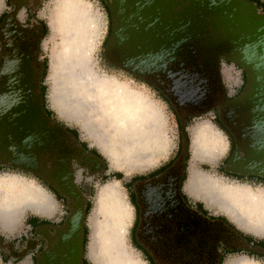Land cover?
<instances>
[{"label": "water", "instance_id": "95a60500", "mask_svg": "<svg viewBox=\"0 0 264 264\" xmlns=\"http://www.w3.org/2000/svg\"><path fill=\"white\" fill-rule=\"evenodd\" d=\"M178 1L114 0L116 19L105 55L123 70L161 86L176 110L180 106L187 111L186 118L221 104V119L239 146L228 160V169L264 177V17L255 19L228 5L229 1L251 5L248 0ZM16 34L21 35V29L7 14L0 23V162L40 172L38 158L48 156L58 166L50 173L53 178L71 177L72 155L91 169L103 165L101 159L77 149L63 126L45 117L36 85L39 65L32 56L38 39L19 38L17 51ZM220 56L248 73L242 94L229 101L221 83ZM173 169L181 173L183 162ZM66 186L75 194L73 211L55 242L79 255L84 215L71 179ZM216 222L240 237L224 221ZM75 258H66V263L78 264L80 259ZM39 262L51 264L49 257ZM54 264L64 263L57 259Z\"/></svg>", "mask_w": 264, "mask_h": 264}, {"label": "rangeland", "instance_id": "374dc122", "mask_svg": "<svg viewBox=\"0 0 264 264\" xmlns=\"http://www.w3.org/2000/svg\"><path fill=\"white\" fill-rule=\"evenodd\" d=\"M259 1L264 4V0ZM28 2L31 4V11L27 10L26 4ZM15 3L19 6L16 7ZM228 5L236 11L240 10L241 13H250L251 17L255 19L264 17L262 9L260 7L257 8L253 3L248 6H240L236 2L229 1ZM82 6L87 9L86 11L89 17L92 15L90 17L91 21L94 20L91 26L93 31L91 33V50L88 58V65L93 68L98 75H105L112 78L123 83L130 90L143 95L155 110V117L157 119L153 132H155V139L157 140V137L159 139L157 141L155 140L157 142L156 146L142 154L144 157L143 161L134 162L135 158L132 156L129 157L127 152V154L120 152L121 155L119 158L114 157L115 159H112V155L108 153V146L113 148L114 144H116V146L118 145L115 142L119 141L115 140L113 135H110L112 132H107V130L103 131L102 128L91 131L92 129L90 130L89 127H85L83 122L84 118L82 116L78 118L70 116L69 113L61 110V106L57 102L52 101L51 95H53L54 87L49 79V74L51 72L50 62L52 57L60 52L62 48V35L57 30H54L52 24L56 19V14L60 7V0H0V14L3 12H8V14L14 13L19 22L26 26H32L35 30L39 29L37 26L38 22L42 21L46 24V31L39 42L38 56L39 60L42 59L43 62H46V72L42 78V86L45 88V104L59 124L68 129L76 130L80 141L86 144L88 148L96 150L106 162V167L102 174H81V166L78 168L76 167L74 172L75 183L82 189L84 188L85 198L90 203L83 218V226L86 233L84 257L87 264H107V257L103 256L98 250L97 253H93V256H91L89 248L93 237V227L95 228L97 226V221H103L101 213V197H103V191L106 187L110 186L116 188L119 195L121 197L123 196L122 199L127 203L129 212V216L124 220V232L121 238L122 242L120 243L121 247L116 249H119L127 258L134 259L138 264H148L145 255L137 247L132 237L131 231L133 228L134 210L130 201L131 187L129 186V180L152 170H158L172 160L176 154L180 141L178 120L176 114L169 106V103L165 101L157 90L128 73L106 64L103 55L104 41L108 36L107 29L109 17L107 16L103 0H82ZM219 72L225 95L234 98L244 82L243 67L232 59L228 61L225 58H221L219 61ZM152 85L158 86L162 90L161 86L157 84ZM218 95L219 92L216 93V96ZM177 113L181 122L187 119V111L182 107L177 106ZM215 115L216 112L212 108H209L202 113L195 114V117L191 118L185 124L184 132L188 140V157L185 163V178L182 183L183 192L196 205L201 204L202 209L206 211L210 217H223L235 228V230H238V232L255 239H264V233L242 228L215 203L201 199L200 196L191 195L186 190L190 178L193 174L197 173H202L211 180H217L223 185L228 184L230 186L236 185L246 187L252 189L254 192L264 190V183L259 179L251 177L237 179L234 176L221 173L222 170H225V172L230 171L232 173L243 174L231 171L227 167L230 158L229 157L226 161L229 156L230 141L227 135L218 127ZM92 123H97V120ZM96 134H99V137L96 138ZM208 135L214 138L212 145H208L211 153L196 158L194 155L195 140L202 139L203 136ZM121 159L125 160L121 161ZM117 173L120 174L119 178L114 177V174ZM12 181H15L14 183L18 190H24L29 195L46 199L50 205V210L40 212L30 207L19 208V210H17L18 206L12 213L11 211L0 209V211H3V214L0 215V231L3 232L6 238L20 240V238L28 236L30 233V225L27 222V218L29 216H34L40 220H48L54 224L61 222L62 218L66 216L67 209L65 203L63 201H57L53 194L33 175L25 174L18 170L0 169V189H8L9 183ZM38 194H41L40 197ZM7 197H9L8 194L0 195V206H5ZM244 259L256 264H264L262 261H256L245 256L242 252L225 254L221 264H239L244 261ZM0 264H31V259L25 257L19 260H13L12 258L2 260L0 255Z\"/></svg>", "mask_w": 264, "mask_h": 264}, {"label": "bare ground", "instance_id": "6f19581e", "mask_svg": "<svg viewBox=\"0 0 264 264\" xmlns=\"http://www.w3.org/2000/svg\"><path fill=\"white\" fill-rule=\"evenodd\" d=\"M86 10L82 0H60L52 24L54 30L62 35V48L50 62L49 79L54 87L52 101L70 116H82L85 127L91 131L102 128L112 132L110 135L119 140L115 142L117 146H108L112 159L119 158L122 152L134 157V162L143 161L142 154L156 146L159 139H155L153 132L157 119L155 110L143 95L112 78L98 75L88 65L94 20L91 21L92 15L89 17ZM91 119L97 120V123L93 124ZM95 136L97 138L99 134ZM213 142L211 135L196 139L195 157L210 154L208 145ZM14 182L9 183L8 189H0L1 196L9 195L5 206L1 205L0 209L12 213L18 206L17 210L27 207L40 212L50 210L49 203L40 197L41 194H38L40 198L29 195L24 190H18ZM186 190L191 195L215 203L242 228L264 233V190L254 192L246 187L223 185L202 173L193 174ZM122 197L111 186L103 191V221H97V226L93 227L89 251L91 256L100 251L107 257V264H138L116 249L121 247L124 220L129 216L127 203ZM239 264L256 263L244 259Z\"/></svg>", "mask_w": 264, "mask_h": 264}, {"label": "flooded vegetation", "instance_id": "af4514ba", "mask_svg": "<svg viewBox=\"0 0 264 264\" xmlns=\"http://www.w3.org/2000/svg\"><path fill=\"white\" fill-rule=\"evenodd\" d=\"M113 2L114 0H107L109 11L112 8L111 6H113ZM26 5L27 10L31 11V4L28 2ZM17 6L19 5L16 4V7ZM11 15L14 17L17 25L21 29L22 36L16 34L14 36L16 41H13V43H15L16 45L15 49H17V51L19 49V46L17 45L19 38H26L32 41L38 39L36 50L32 49V56H34L35 63L39 65V77L37 79L36 85L39 92L41 93L39 86L42 85L44 66L43 60H39L38 56L39 42L41 37L43 36L42 27L38 22L37 26L39 29L35 30L32 26H26L19 22L15 17L16 14L11 13ZM108 22L109 25L107 33L110 35L114 26L113 16H109ZM2 46L3 43L2 40H0V54L2 51ZM106 59L110 64H113V66L118 67L120 70H123L108 57H106ZM219 94L221 97L222 92ZM234 98L225 95V101H229ZM42 106L45 117L57 122V120L47 108L45 101L43 102V99ZM217 106L218 108L216 109L218 110V112H220L221 104H218ZM216 109L214 111H216ZM215 120L216 123L221 124L223 128L219 126L218 127L222 132L225 133L224 128H228L221 119L220 114L218 115V117H216L215 115ZM69 133L71 134V137L75 142V147L77 149H81L85 153L92 154L101 159L103 161V165L99 166L98 168L96 167L94 169H91L90 166L80 164L79 156L72 155L70 157L69 169L71 177L65 178V176H61L63 178H53L50 173L52 171L58 170V166L57 164H55L54 158L48 156H42L38 158V167L40 169V172H31L19 167H14L4 162H0V165L3 164L13 168L11 170L17 169L25 174H33L35 178L53 194L54 198L57 201H63L65 203V207L67 209L66 216L62 218L61 222L55 224L50 222L49 225L51 230H48L46 235L43 236L44 244L42 248L35 254L33 264H39V260L41 257H49L51 260V264H54V261L57 259L59 261L62 260V263L64 264H69L66 263V261H68L66 258L79 257L80 262L78 264H87L84 257V247L78 255V253L74 251H67L65 245H58L55 241L57 232L64 227L67 217L73 211V198L75 197V194L69 192L66 186V182L71 179L77 193L80 196L81 209L83 215L85 216V203L87 200L84 195V188L82 189L75 183L74 172L76 170V167L78 168L81 166V174H102L104 173L106 162L104 161V158L102 159V157L98 156L97 154L85 149L80 139L78 137H74L70 131ZM231 141L232 143H236L234 137ZM181 145L182 146L180 153L177 156L175 154V156L172 158L173 162L168 164L165 168L154 173L155 170L157 171V169H155L148 173L139 175L140 177H138L137 179L129 180V186L131 187L130 201L134 210V221L131 231L133 240L137 247L145 255L148 264H221V259L225 249H229V247H237V249H248V245H251L252 243L248 242L246 240V237L244 235H240L236 230L235 231L241 238L235 236L225 226L216 222V220L221 219L217 217L211 218L207 213L202 212L201 208H199L194 202H192L183 192L182 179L185 167L181 173L173 169L177 166V163L183 162L184 165L185 153L183 142ZM238 148L239 146L232 150L230 157L233 154V151ZM239 155H244L242 150L239 151ZM171 170H174L173 173H169ZM167 175H169L170 179L165 178V176ZM261 177L264 178L263 176ZM252 249L254 250V252H260V249L258 247L253 246Z\"/></svg>", "mask_w": 264, "mask_h": 264}, {"label": "trees", "instance_id": "16d2710c", "mask_svg": "<svg viewBox=\"0 0 264 264\" xmlns=\"http://www.w3.org/2000/svg\"><path fill=\"white\" fill-rule=\"evenodd\" d=\"M180 1H182V0H179V1H178L179 4H180ZM248 1L252 2L257 8L260 7V8L262 9V12L264 13V4H262V2H260L259 0H248ZM103 2H104V7H105L106 12H107V16H108V17H109V16H113L114 23H115L116 14H115V12L113 11V6H111L112 8H111V10L109 11L108 6H107V0H103ZM174 8H177V6H175ZM7 13H8V12H3L2 14H0V23H1L2 19H3V17H4ZM124 13H125V14H128L127 10H125ZM39 25L42 27V31H43V34H44L45 31H46V24H45L44 22L41 21V22H39ZM112 31H113V30H112ZM111 33H112V32H111ZM111 33H110V35H111ZM110 35L108 34L106 40L104 41V55H103V56H104V59H105L106 64H108L109 66H112V67H114V68L119 69L118 67L113 66V64H110V63L107 61V59H106L105 48H106V45H107V43H108V40H109ZM221 58H225L226 60L231 61L230 58L223 57V56L219 58V61H220ZM43 66H44V68H43V75H44L45 72H46V62H43ZM119 70H120V69H119ZM122 71H123V70H122ZM124 72L128 73L129 75L133 76L134 78H136V79H138V80H141V81L147 83L148 85H150L151 87H153L155 90H157V91L160 93V95L165 99V101H166L167 103H169V106L172 108V110H173L174 113L176 114V117H177V120H178L179 130H180V134H179V136H180V141H179V143H178V147H177V150H176V156L180 153V151H181V146H182L181 144H182V142H183V144H184V150H185V154H184V167H185V163H186V160H187V157H188V140H187V137H186V133L184 132V127H185L186 122H188L191 118L195 117V114H193V116L191 115V117H188L187 119H185L184 122H181L180 118L178 117L177 110H176L175 107L173 106L172 102L169 100V98H168V97L162 92V90H161L158 86L152 85V84H150L149 82H147L146 80H144L143 78L138 77V76H135V75H133V74L127 72V71H124ZM243 79H244V82H243L241 88L239 89V91L237 92L235 98L238 97V96H240V95L242 94V92L244 91V89H245V87H246V85H247V83H248V73H247V71H246L245 69H243ZM39 88H40V91H41V93H42V99H43V102H44V101H45V93H44L45 88H44L42 85H40ZM217 105H218V104H217ZM217 105L214 106V107H212V109L215 110L216 108H218ZM215 112H216V117H218V115L220 114V112H218L217 109H216ZM50 113H51V112H50ZM51 114H52V113H51ZM217 124H218L219 127L223 128V127L221 126L220 123H217ZM60 125H61V124H60ZM61 126H63V125H61ZM63 127H64V126H63ZM64 128H65L67 131H70V132L73 134L74 137H78L76 130L68 129V128H66V127H64ZM224 130H225V134L227 135V137L229 138V140H230V142H231V146H230V149H229V156H228L227 159H226V161H227L228 158L230 157V154H231L232 150H233L234 148H237L238 146H237L236 143H232L231 140L233 139V136H232V134L230 133V131H229L228 129H226V128H224ZM82 145H83V147H84L85 149H87V150H89L90 152L95 153V154H97L98 156L102 157L100 154L97 153L96 150L91 149V148H88V146H87L86 144H84V143H82ZM102 159H103V158H102ZM171 162H173V159L170 160L169 162H167L164 166L160 167L157 171L155 170L154 173H155V172H158V171H160V170H162L163 168H165V167H166L168 164H170ZM0 169H8V170H11V169H13V168H11L10 166H7V165H3V164H1V165H0ZM16 170H17V169H16ZM18 171H19V170H18ZM221 173L226 174V175L234 176V177H236L237 179H241L242 177H251V178L259 179L262 183H264V178H262L261 176H255V175H243V174H238V173H232V172H230V171H226V172H225V170H222ZM31 175H33V174H31ZM33 176H34V175H33ZM34 177H35V176H34ZM114 177L119 178V177H120V174H118V173H117V174H114ZM138 177H140V176H136V177H134L132 180L137 179ZM184 178H185V171H184V175H183V179H182V181H184ZM89 206H90V203H89V201L87 200L86 203H85V213H86V211L88 210ZM197 206H198L199 208H201L202 212L207 213L206 211H204V210L202 209L201 204H197ZM211 218H212V217H211ZM217 218L221 219L222 221H224L225 223H227L231 228H233V229L235 230V228H234L231 224H229V223L226 221L225 218H223V217H217ZM44 223L47 224V223H49V222H48L47 220H45ZM236 231L238 232V230H236ZM238 233H239L240 235H242V236L244 235V234H242V233H240V232H238ZM85 234H86V233H85V228H84V226H83V240H82L83 247L85 246V236H86ZM244 236L246 237V240H247L248 242H251V243H252L251 245H248V249H236V250L225 249L224 254H223V256H222V259H221V263H222V261H223V257H224V255L227 254V253L242 252V253L247 254V255H254V254H253V253H254V250L252 249L253 246H254V247H258V248L260 249V252H258V254H260V255H258V257H261V254L264 255V240H260V239L257 240V239H255V238H252V237L247 236V235H244ZM262 250H263V251H262ZM5 258H6V256H5Z\"/></svg>", "mask_w": 264, "mask_h": 264}, {"label": "crops", "instance_id": "0c3cea01", "mask_svg": "<svg viewBox=\"0 0 264 264\" xmlns=\"http://www.w3.org/2000/svg\"><path fill=\"white\" fill-rule=\"evenodd\" d=\"M44 221L45 220H40L34 216H29L27 222L30 225V233L28 236L20 238V240L6 238L3 232L0 231L1 259L12 258L13 260H19L29 257L31 259V264H33L35 254L44 244L43 236L46 235L48 230H51L49 225L50 221L47 220L49 222L47 224H45ZM253 254L254 255H244L253 260L262 261L264 263L263 254H261V257H258V255H260L258 252H254Z\"/></svg>", "mask_w": 264, "mask_h": 264}]
</instances>
